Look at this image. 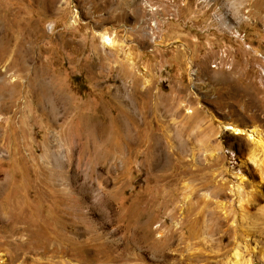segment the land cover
<instances>
[{
  "label": "rangeland",
  "instance_id": "1",
  "mask_svg": "<svg viewBox=\"0 0 264 264\" xmlns=\"http://www.w3.org/2000/svg\"><path fill=\"white\" fill-rule=\"evenodd\" d=\"M227 123L264 141V0H0V264H264Z\"/></svg>",
  "mask_w": 264,
  "mask_h": 264
},
{
  "label": "bare ground",
  "instance_id": "2",
  "mask_svg": "<svg viewBox=\"0 0 264 264\" xmlns=\"http://www.w3.org/2000/svg\"><path fill=\"white\" fill-rule=\"evenodd\" d=\"M98 36L100 37L104 45L105 44L111 45V41L104 34H99ZM191 80L193 79L191 78ZM188 114H191V112L188 111ZM220 127L222 128L221 129L222 132L230 131L231 133L235 135H245L252 142L253 148L251 149L249 153L248 160L250 161L251 164L256 165L258 167V165L261 163L259 157L261 154H264V141L262 140L260 135L253 129H246V128L241 129L238 126H235L229 123L224 124V125L221 124ZM231 258H233L234 261L228 260L226 264H239L238 262L239 257H238L237 251L233 252Z\"/></svg>",
  "mask_w": 264,
  "mask_h": 264
}]
</instances>
